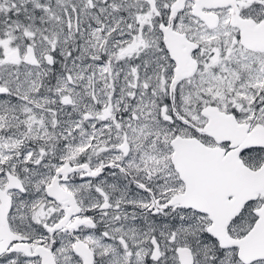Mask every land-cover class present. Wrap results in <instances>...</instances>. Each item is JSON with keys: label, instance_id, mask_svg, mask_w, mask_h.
I'll use <instances>...</instances> for the list:
<instances>
[{"label": "snow or ice", "instance_id": "1", "mask_svg": "<svg viewBox=\"0 0 264 264\" xmlns=\"http://www.w3.org/2000/svg\"><path fill=\"white\" fill-rule=\"evenodd\" d=\"M0 264H264V0H0Z\"/></svg>", "mask_w": 264, "mask_h": 264}]
</instances>
